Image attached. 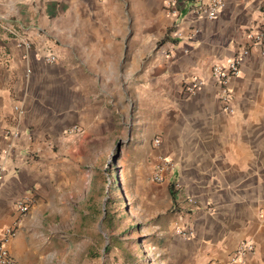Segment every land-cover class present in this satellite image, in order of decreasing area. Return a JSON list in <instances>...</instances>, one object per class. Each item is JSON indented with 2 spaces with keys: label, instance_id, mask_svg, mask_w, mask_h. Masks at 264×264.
<instances>
[{
  "label": "crops",
  "instance_id": "crops-1",
  "mask_svg": "<svg viewBox=\"0 0 264 264\" xmlns=\"http://www.w3.org/2000/svg\"><path fill=\"white\" fill-rule=\"evenodd\" d=\"M208 1L181 2L178 20L164 0H0V242L29 199L6 243L19 264H51L48 227L100 193L109 141L134 156L131 209L159 264H264V55L253 48L231 78V113L212 77L248 44L264 0H223L214 19L197 12ZM194 76L205 84L189 95ZM164 159L165 180L150 181ZM244 240L255 251L229 263Z\"/></svg>",
  "mask_w": 264,
  "mask_h": 264
},
{
  "label": "rangeland",
  "instance_id": "rangeland-1",
  "mask_svg": "<svg viewBox=\"0 0 264 264\" xmlns=\"http://www.w3.org/2000/svg\"><path fill=\"white\" fill-rule=\"evenodd\" d=\"M96 155L101 164L96 179L100 193L86 194L84 206L63 210L62 218H54L46 243L51 264H159L155 241L145 239L147 225L141 212L131 209V192L141 198L131 170L133 154L124 142L109 141ZM143 207L147 212L148 204Z\"/></svg>",
  "mask_w": 264,
  "mask_h": 264
},
{
  "label": "built area",
  "instance_id": "built-area-1",
  "mask_svg": "<svg viewBox=\"0 0 264 264\" xmlns=\"http://www.w3.org/2000/svg\"><path fill=\"white\" fill-rule=\"evenodd\" d=\"M183 1H193V0H164L165 7L168 10L169 15L179 20L180 17V4ZM201 1V0H198ZM223 0H209L208 2H202L201 6L198 8L197 12L200 15L214 19L218 16L219 12L224 8ZM174 35L183 38V33L176 29ZM246 37L248 44L241 48L236 55L226 64L215 63L212 67V77L215 83L218 85L220 100L225 105V109L228 112H233L231 102L233 99L232 89L230 87V80L232 77L239 75L241 72L242 61L245 56L251 53L253 48L259 49L262 55H264V12L260 17L259 21L247 31ZM45 59L49 62H54L57 60V56L53 53L48 54ZM205 84L204 79L198 76L191 77L185 81L184 90L189 95L196 93ZM69 134L81 135L83 129L75 125L68 130ZM9 135L14 137L19 135L18 131L10 132ZM155 143L159 144L160 139H155ZM172 166L171 161L164 159L162 163L157 164L155 167L151 179L154 182L161 183L165 180L166 170ZM188 201L192 204H196V200L193 197H189ZM17 207L20 213V217L10 226L6 228L3 239L0 242V264H19L16 257L7 248L6 243L13 237H15L20 229L22 220L30 212L29 199L23 198L17 202ZM177 233L181 234L185 238H191L193 236V230L188 225H178L176 228ZM255 251V244L251 240H244L239 244L236 250L232 253L229 263L243 262L248 255ZM208 264H225L219 260H211Z\"/></svg>",
  "mask_w": 264,
  "mask_h": 264
}]
</instances>
